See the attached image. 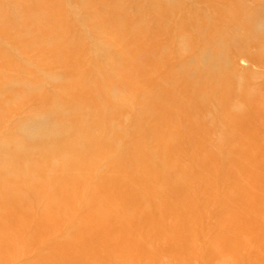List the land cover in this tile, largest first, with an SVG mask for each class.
I'll return each instance as SVG.
<instances>
[{
    "label": "bare ground",
    "instance_id": "6f19581e",
    "mask_svg": "<svg viewBox=\"0 0 264 264\" xmlns=\"http://www.w3.org/2000/svg\"><path fill=\"white\" fill-rule=\"evenodd\" d=\"M30 1L15 0L10 5L26 14ZM75 1L87 8L90 28H108L107 41L121 48L114 69L128 67L141 75L146 86L129 89L90 81L80 65L81 40L68 38L62 0H39V13L17 16L9 15L0 0V37L14 51L28 52L37 42L42 53L59 63L64 76H74L72 81L60 82L46 64L32 70L20 63L16 69L25 77H11L6 73L13 65L0 60V85L10 81L20 86L19 99L24 101L26 89L33 88L32 97L41 107L13 121L0 138V250L39 246L41 231L63 220L79 196L81 216L70 223L69 235L54 244L52 255L38 256L30 264H121L126 259L133 264L149 260L153 246L176 255L182 250L188 257L192 241L216 230L195 229L202 224L195 215L210 204L216 213H232L242 223L263 217L257 202L264 196V156L252 137L263 134L264 85L255 76H238L232 62L244 57L264 69V11L250 10L251 16L260 19L237 20L234 14L251 0H201L204 15L195 18L191 9L178 12L174 0H150L157 34L167 35L170 41L172 31L179 43L172 53L165 45H150L160 56L155 63L143 58L147 48L134 39L146 30V24L130 17L121 0ZM211 10L216 11L217 22H210ZM223 22L244 35L223 38L224 26L218 24ZM43 36H53L60 43L57 40L59 44L52 46ZM250 48L255 49L251 55ZM186 49L192 53L189 59ZM5 54L0 48V59ZM170 57L174 64L167 66ZM160 64L162 71L156 70ZM42 81L51 89H44ZM6 95L0 98V117L17 111L14 106L20 103ZM86 100L94 102L95 108L79 111L78 104ZM100 101L103 104L97 105ZM134 104L147 112L132 113ZM180 124L195 150L185 154L186 160L168 164L164 161L167 151L181 146L179 135H172ZM210 136L214 141H209ZM232 137L241 138L246 148L242 159L232 144L223 148ZM148 141L156 158L149 153ZM215 175L236 184L238 195L220 193L212 181ZM90 182L95 185L88 190ZM239 194L251 196L244 201L236 199ZM144 206L149 210L141 212ZM32 207L37 208L38 222H32ZM215 233L222 244L216 240L215 246H202L210 257L219 245L243 242L228 222L221 221ZM184 244L188 250H183ZM7 262L8 258L0 257V264Z\"/></svg>",
    "mask_w": 264,
    "mask_h": 264
},
{
    "label": "rangeland",
    "instance_id": "374dc122",
    "mask_svg": "<svg viewBox=\"0 0 264 264\" xmlns=\"http://www.w3.org/2000/svg\"><path fill=\"white\" fill-rule=\"evenodd\" d=\"M2 1L4 2L6 10L9 13V15L13 16L14 14H10V13H14V12H15L14 16H17V15L23 13V11L21 12V10H19L20 11V13H19L18 10L16 9V7H14V5H10L15 0H2ZM62 1L63 2L61 3L60 8L66 11L64 21H65V23L69 24L68 25L69 26V31H68L69 37L68 38L72 39V40L73 39L74 40H81L83 47L80 50V53L82 55V61H81L80 65H81L83 71H85V73H87L90 81L91 82L98 81V82H102V83L105 82V83H108L111 85L127 87L129 89L138 85L139 88H142L144 90V88H145L144 86H146V85L143 84L144 82H141L142 80L140 79L141 78L140 74H134V73L129 71L128 67H124V66H122L123 68H121L120 70L114 69V65H115V63L118 62L117 58L122 54V50L120 47L115 46L114 44L107 41V35H108L107 30H108V28H104L106 30H104V29L96 30L93 28L91 29L90 25H88V23H87L88 11H85L87 9L86 7H85L86 8L85 9L84 6L82 7V5L77 3L75 0H62ZM200 1L201 0H174L173 3H174V5L177 6L178 12L183 13L184 11L191 9L192 14L193 13L198 14V15L193 14V16L195 18L196 17L201 18L204 15L203 14L204 13V6ZM261 1L262 0H260V1L259 0L246 1V8L242 9L240 13L234 14V16H235L234 18L237 20H240L243 18H246L249 20L260 19L259 17L256 18V17L251 16L250 10H254V8H255V10H257L258 12L260 10L264 11L263 10V8H264V6H263L264 2L263 1L264 0L262 1L263 3ZM94 2L97 3L98 1L97 2L94 1ZM149 3H150V0H121V5L124 6L126 13L128 15H130V17H134L137 21L144 22L146 24V27H147L146 30L141 32V33H138L134 37V39H135V41H140L147 48V49H145V54L143 55V58L146 61L157 63L158 60L160 59V56L158 54V51L148 48V47H150V45L151 46L153 44H159L162 46L165 45L167 51L172 53L173 51L176 50L179 43H178L177 39L174 38L175 33H173L172 31L169 33V35L171 34L173 37L170 41L167 40V35L157 34V30L153 25L154 16H153L152 11L150 9ZM40 5L41 4H40L39 0H31L29 9L27 10L28 12H26V14H22V15H28V13L30 14L32 12L39 13L40 9H41ZM13 7H14V9H13ZM260 7H262V9ZM242 13H243V15H241ZM216 14L217 13L215 10L210 11L208 17H209L211 23H212V21L217 22L218 19H217ZM199 15H200V17H199ZM223 23H218V24H222V26H224L223 27V34H222L223 38L225 37L226 39H228V38L233 37L235 35H237V36H243L244 35V32H242V30L238 32V30L236 31V29H234V28L232 29L231 27H234V26H231V25L229 26V24H230L229 22H226V24L224 23L225 25H223ZM237 32H238V34H237ZM240 32L243 34H239ZM29 35H31L30 31L27 32V36H29ZM43 37H46V36H43ZM43 37H41V39H43ZM51 37H53V36H51ZM51 37L47 36L43 40L45 42L51 44L52 46H53V44L56 45V44L60 43L59 39H56L55 37H53L55 39H52ZM48 40H51V41L48 42ZM57 40L59 41V43ZM36 43L37 42H35V44L33 43V49L34 50L31 49L28 52L14 51V49H13L12 45L9 43V41L5 38L0 37V48H3L4 52L6 53L3 56V58H1L0 60L3 59L2 61H6L8 66L13 65V68H11L6 73V75L10 73L11 75H9V76H11V77H13V76L17 77V78L18 77L21 78V76L25 77V75L20 71V69H16V68H18L16 65H19L20 63H25L32 70L37 69V68L39 69L41 66L46 67V65H47L50 68L53 75H55V77H57V79L59 78L61 80L60 81L58 79L60 82H64V80H68V81L74 80V76L70 77L68 75L70 73H65L66 75L64 76V72H62L59 63L55 62L49 53H42L41 48L38 47V44H36ZM237 44L235 43V46ZM237 46H239V44ZM254 52H255V49H253V48L249 49L250 55L253 54ZM184 54L187 56L188 59L192 56V53L190 51H188L187 49L184 51ZM173 61H174L173 57H170L168 59V62H167L168 65L167 66H171L172 63L174 64ZM232 64L234 67V71L236 72V74L238 76H240V75L242 76L244 74H247L249 76H255L257 82H261L264 85V69L253 65L250 60H246L244 57H240V58L235 59L232 62ZM164 69L165 68H164L163 64H160V66H158L156 68V70H158V71H160V70L162 71ZM96 77L98 79H96ZM256 80H255V82H256ZM145 84H146V82H145ZM42 87L46 90L51 89L48 82H44V81H42ZM21 89L22 88L20 86H18V85L16 86V84H13L12 82L10 83V81L9 82L5 81L2 85H0V98L4 97L7 94L6 96H8V97L12 96L11 98L14 99V101H16L15 103H17L18 102L17 98L19 99V97H20L19 93H20ZM32 89L33 88L29 87L28 90L26 89V91H25V92H27V93H25V94H27V100L24 101V99H26V98H23L21 100L19 99L20 103H18V104H21V105L15 104L14 107L16 108L17 111L12 113L11 115H7L6 117H0V138L6 134V130H8V126H10L13 121L23 120V119H25V117L28 114H30L32 112L36 113L39 110H41L40 104H38L36 101H34L33 97L35 96V90L34 89L32 90ZM21 101H23V102L21 103ZM99 104L101 105V104H103V102H101V101L97 102V105H99ZM95 105L96 104L94 102L86 100V101L78 104V108H79V111L84 112L86 110H90L92 108H95L94 107ZM237 105H238L237 106L238 108L242 107V105H239V104H237ZM233 106H235V105H233ZM131 111H132V113H134L136 115H140L142 113L147 112L146 107H140L137 104H134L132 106ZM173 129H175V128L173 127ZM105 130L107 131L108 129L105 128ZM172 131H174V133H175L172 135H176V134L179 135V141H181V146L178 150H175L173 152L167 151L166 158L164 161L165 162L167 161L168 164H171L174 160H176L178 162L180 160H182V161L186 160L187 158H185V154H189L190 152L195 150L194 146H192L191 144H188L189 140H188V138L186 139L187 133H186V131H184V128H182V124H180L176 128V130H172ZM260 132L263 133L262 136L255 135L252 138L254 141H256V144L258 143L259 148H260V153L264 156V128H262ZM226 140L229 143H227V144L224 143L223 148H225L226 146H229L228 144H232V146L235 147L234 152L236 153L237 156H239L240 159H242L244 156V153H246L245 152L246 148L243 147V142L240 141L241 138L232 137V138H228ZM209 141H214V136H210ZM148 148H149V153H151L152 158H156L157 153H156L155 149L151 146L150 142H149ZM216 159H218V161L221 162L220 157L217 156ZM153 160H155V159H153ZM261 177H262V179H264V173L261 175ZM212 181H214L216 183L214 185H215V187L216 186L218 187L220 193L223 192L222 190H226L228 195H230L231 197H233V195H235V196L238 195V188H237L236 184L231 183L229 181H225L216 175L214 176ZM245 182H250V181H249V179H247ZM94 185H95V182H90L87 185V189L91 190L94 187ZM229 185H231V186H229ZM196 186H199V185H196ZM250 196H251L250 194H247V195L246 194L245 195L239 194V197L237 196L238 198L236 197V199H240V200L243 199L245 201V200H247V198H250ZM81 197L82 196H79V197L74 199L75 206H73V210L70 213H67L65 215V217L63 218V220L58 219L55 223H53V226L51 227L50 230H45V231L43 230L44 232L41 231L42 241H41L39 246L25 247V246L18 245V247L15 248V250L12 248L11 249H7V248L1 249L0 250V257L8 258V262L6 264H30L33 261V259L37 258L38 256L52 255L54 253V249H53L54 244L58 243L61 240V238L64 237V235L65 236L69 235L70 223L74 220H77V219L79 220V217L81 215L79 213L78 206L82 205ZM258 200H259V202H257L259 205L258 207H260L258 209L262 210L261 208H263V210H264V196L260 197ZM260 204L262 205V207ZM34 209H36V210H34ZM148 210H149V208L145 207V206L140 208L141 212L142 211H148ZM32 211H33L32 222L33 223L38 222V218H37L38 213L36 212L37 208L32 207ZM216 212H217L216 208L213 206V204H210L208 207L203 209L199 214L198 213L196 215L194 214L195 217L197 216L198 220H200V222H202V224L198 223L199 225L196 226L195 229H198V231L199 230L201 231V229H202V231H203L205 228L212 229V230H214L216 228V230L214 231V234L208 235L207 233H204L205 237L201 236L198 238V240L192 241L193 242L192 248H191L192 252L188 255V257H187V253H183L182 250L180 253H178L176 255V254H173L172 252H169V251H166V252L162 251L161 252L160 248L153 246L152 247L153 249L151 248L152 249V255L149 258V260H147L148 262L145 261L146 262L145 263L144 260H142L143 262L142 261L141 262H133V264L134 263L135 264H173V263L174 264H181V263L182 264H264V215H263V217H260L258 219L256 218V220L251 219L249 221L247 220L246 222L242 223V222H238L239 220H237V217L232 213H216ZM213 220H215V221H213ZM221 221L222 222H228L230 229L234 230L235 234L242 235L243 242H241V245H234V244L229 245L230 247H228V245L227 246L225 245L224 248H223L224 245H222V246L219 245L221 247V250L218 251V248H219V246H218L216 249L217 252L214 253V256L212 255V257H210L209 255H211V254L206 255L205 254L206 250L205 249L202 250V248H203L202 246H204L205 243H212V245L215 246L216 244L214 241H216V240H217L216 243L222 244V241H221L222 238L217 239L216 238L217 235L215 233L216 231H219V223H221ZM208 222H213V223H211L212 226H210L209 225L210 223L208 224ZM180 235H182V234H180ZM185 244L182 245V248L184 246L183 250L187 249ZM146 246L148 248V246L150 247L151 245L149 244ZM189 246H190V244H189ZM83 249L84 248H82V250ZM82 250H80V251H82ZM187 250L184 252L190 251V250L189 251H187ZM222 250H223V252L220 253ZM87 251H88L87 249H84L82 252L87 253ZM202 251H204V252H202ZM82 252H80V253L82 254ZM85 253H83V254H85ZM102 253H103V251H102ZM174 255L177 257L174 258L175 257ZM180 256H183V257H180ZM254 259L257 261H255ZM126 260H121L120 263L121 264H132V262H130L129 260L128 261H126ZM258 261H259V263H258ZM96 263L97 262H95L93 264H96ZM97 264H99V263H97ZM101 264H102V262H101ZM109 264H111V263H109Z\"/></svg>",
    "mask_w": 264,
    "mask_h": 264
}]
</instances>
